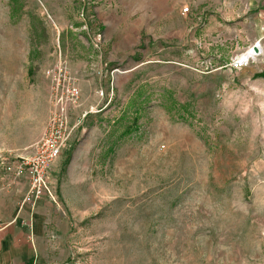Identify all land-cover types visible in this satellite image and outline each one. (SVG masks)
Wrapping results in <instances>:
<instances>
[{
    "label": "rangeland",
    "instance_id": "obj_1",
    "mask_svg": "<svg viewBox=\"0 0 264 264\" xmlns=\"http://www.w3.org/2000/svg\"><path fill=\"white\" fill-rule=\"evenodd\" d=\"M53 112L9 264H264V0H0L5 196Z\"/></svg>",
    "mask_w": 264,
    "mask_h": 264
},
{
    "label": "built area",
    "instance_id": "obj_2",
    "mask_svg": "<svg viewBox=\"0 0 264 264\" xmlns=\"http://www.w3.org/2000/svg\"><path fill=\"white\" fill-rule=\"evenodd\" d=\"M187 10V9H186ZM77 90H71V97L76 98ZM66 113L53 112L44 134L33 147L32 153L26 157L15 158L5 164V171L13 179L24 178L28 189L23 203L34 205L42 197L52 198L50 172L62 151L67 146L71 132L67 130ZM29 228L30 225H29Z\"/></svg>",
    "mask_w": 264,
    "mask_h": 264
},
{
    "label": "crops",
    "instance_id": "obj_3",
    "mask_svg": "<svg viewBox=\"0 0 264 264\" xmlns=\"http://www.w3.org/2000/svg\"><path fill=\"white\" fill-rule=\"evenodd\" d=\"M27 188L28 185L26 182H18L14 185V189L12 187V190L6 191V194L7 192H12L7 194L10 196H5L4 189L0 188V248H8L12 250L10 253L6 254L9 255V257L8 262L5 264H9L11 262L23 263L26 261V258L21 256L20 250L23 249L22 246L28 247L30 243L29 236H25L26 240L22 242L21 238L14 234L21 232L23 229V223L21 224L23 215H21V212L18 210V204L23 195L26 193ZM40 204L41 203L38 202L36 207L39 208ZM27 209L22 211L24 215H28V213H30V209Z\"/></svg>",
    "mask_w": 264,
    "mask_h": 264
},
{
    "label": "water",
    "instance_id": "obj_4",
    "mask_svg": "<svg viewBox=\"0 0 264 264\" xmlns=\"http://www.w3.org/2000/svg\"><path fill=\"white\" fill-rule=\"evenodd\" d=\"M252 52H253V54H258L259 53V50H258V47L257 46H253L252 47ZM250 56H248L246 59H248ZM243 62H245V61H243Z\"/></svg>",
    "mask_w": 264,
    "mask_h": 264
},
{
    "label": "trees",
    "instance_id": "obj_5",
    "mask_svg": "<svg viewBox=\"0 0 264 264\" xmlns=\"http://www.w3.org/2000/svg\"><path fill=\"white\" fill-rule=\"evenodd\" d=\"M14 1L15 0H11V4H14ZM138 113L136 112V114H135V119H134V121H133V124H136L137 122H138Z\"/></svg>",
    "mask_w": 264,
    "mask_h": 264
}]
</instances>
